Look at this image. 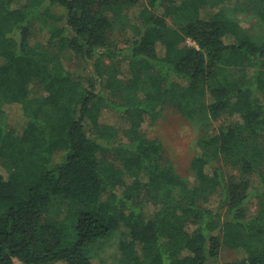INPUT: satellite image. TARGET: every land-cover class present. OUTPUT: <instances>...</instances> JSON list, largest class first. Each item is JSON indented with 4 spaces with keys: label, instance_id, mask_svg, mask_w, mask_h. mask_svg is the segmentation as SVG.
I'll use <instances>...</instances> for the list:
<instances>
[{
    "label": "trees",
    "instance_id": "obj_1",
    "mask_svg": "<svg viewBox=\"0 0 264 264\" xmlns=\"http://www.w3.org/2000/svg\"><path fill=\"white\" fill-rule=\"evenodd\" d=\"M231 1L0 0V264H264V0Z\"/></svg>",
    "mask_w": 264,
    "mask_h": 264
},
{
    "label": "rangeland",
    "instance_id": "obj_2",
    "mask_svg": "<svg viewBox=\"0 0 264 264\" xmlns=\"http://www.w3.org/2000/svg\"><path fill=\"white\" fill-rule=\"evenodd\" d=\"M237 2L236 0L231 1L229 8H236ZM235 15L241 19L247 29L252 27L255 19L253 20L251 13L238 12ZM187 42L189 45L194 44L191 40ZM74 66L77 67L79 64L74 63ZM122 68L125 71L127 67L123 65ZM107 117L110 122L115 121V116H112L111 113H108ZM16 120L19 124L23 122V119L22 121ZM142 128L148 136L156 137L163 141L165 158L174 166L176 172L183 176L193 177L190 163L196 151L197 134L189 120L174 109L168 108L154 124L145 123ZM61 156V153L57 154L56 160L60 159ZM250 206L253 210L258 209L257 203H253ZM235 259H237L236 253L228 247L223 246L216 262L217 264H225ZM15 264L22 263L16 260Z\"/></svg>",
    "mask_w": 264,
    "mask_h": 264
}]
</instances>
